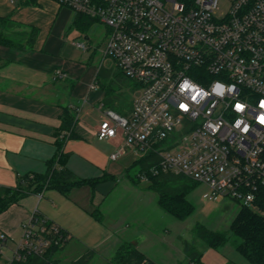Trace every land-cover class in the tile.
Returning <instances> with one entry per match:
<instances>
[{
  "label": "built area",
  "instance_id": "obj_1",
  "mask_svg": "<svg viewBox=\"0 0 264 264\" xmlns=\"http://www.w3.org/2000/svg\"><path fill=\"white\" fill-rule=\"evenodd\" d=\"M108 26L105 56L132 80L129 115L107 110L124 150L159 152L156 170L208 186L204 197L252 206L264 187V0H53ZM76 45L85 49V41ZM68 234L35 212L20 252L43 254Z\"/></svg>",
  "mask_w": 264,
  "mask_h": 264
},
{
  "label": "crops",
  "instance_id": "obj_2",
  "mask_svg": "<svg viewBox=\"0 0 264 264\" xmlns=\"http://www.w3.org/2000/svg\"><path fill=\"white\" fill-rule=\"evenodd\" d=\"M0 15L16 22L6 32L16 35L23 45L0 44V185H15L18 175L28 172L47 171V161L57 155L56 131L65 107L75 114L73 133L64 144V152L69 153L66 165L80 177L104 178L94 190L89 185L67 193L49 188L10 205L0 213V253L5 259L14 256L23 224L38 212L68 234L64 249L57 253L59 258L62 251L73 247L77 254L73 259L86 248L111 259L125 240V217L122 214L110 222L97 219L92 211L114 192L125 193V174L135 152L124 148L117 158H111L124 146L121 128L110 139L98 135L106 111L112 110L104 104L106 92L97 78L105 63L95 65L93 53L84 55L75 43L95 24L87 31L72 26L74 12L53 0H0ZM34 27L38 35L30 44L27 34ZM72 30L77 33L74 37ZM85 39H90L88 34ZM107 67L116 66L112 61ZM142 242L138 237L140 250ZM216 250L223 257L221 264H252L236 249Z\"/></svg>",
  "mask_w": 264,
  "mask_h": 264
},
{
  "label": "trees",
  "instance_id": "obj_3",
  "mask_svg": "<svg viewBox=\"0 0 264 264\" xmlns=\"http://www.w3.org/2000/svg\"><path fill=\"white\" fill-rule=\"evenodd\" d=\"M35 3L36 0H30ZM97 20L91 16L80 12H74L72 26L81 31H87ZM11 18L0 15V44L20 45V39L16 35L7 33L11 26L15 25ZM38 35V28L34 27L27 34V42L33 44ZM116 67L101 66L97 78L103 81L101 84L105 90L104 104L106 107L117 111L121 115H129L132 109L130 97L121 91L128 87L130 90L133 82L129 79L122 69ZM61 126L56 131L57 155L47 161V171L45 173L28 172L18 175L15 185H0V213L6 210L10 205L20 202L24 197L31 193H42L45 189L56 188L63 193H67L73 187L89 185L93 190L104 180L103 177L83 178L73 172L67 165L66 160L69 153L64 152V144L67 136L72 135L75 114L69 107L63 109L61 115ZM161 161L159 152H147L142 158L133 161L134 166L138 167L137 176L139 180L146 178L147 185L151 187L160 196L161 206L175 217L183 220L195 210L194 205L186 200L197 186L198 182L192 178L178 174L172 171L156 170ZM132 165L127 171H130ZM106 179V178H105ZM94 192V191H93ZM93 216L102 220L103 215L99 207L92 211ZM38 218L45 217L35 212ZM198 236L211 248L219 249L221 245L229 240L227 231H215L201 223L195 226ZM230 231L240 240L235 242L234 246L250 263L264 264V187L260 188L257 198L252 206L244 205L236 218L233 220ZM62 232L64 230L62 229ZM66 233V232H65ZM67 242L63 244H51L43 254L20 252L11 259H5L0 253V264H63L57 253L64 249ZM184 250L186 252L187 264H202L201 251L193 248L190 243L185 242ZM98 255L94 248H86L79 257L72 259L66 264H89L92 258ZM104 264H156L152 259L146 256L136 245L132 243H122L115 255L111 259H105Z\"/></svg>",
  "mask_w": 264,
  "mask_h": 264
},
{
  "label": "rangeland",
  "instance_id": "obj_4",
  "mask_svg": "<svg viewBox=\"0 0 264 264\" xmlns=\"http://www.w3.org/2000/svg\"><path fill=\"white\" fill-rule=\"evenodd\" d=\"M219 2L221 11H225L228 0H219ZM70 34L72 37L77 35L75 30H72ZM86 34L89 35V40L85 39ZM107 40L108 26L97 21L91 30L77 37L75 43L85 41L86 49L77 46L80 52L84 55L93 53L95 65L97 63L98 66L102 62L107 67L112 62L110 57L103 56ZM125 93L130 99L134 96L133 91L126 87ZM142 156L144 155L137 152L134 159L142 158ZM137 172L138 167L132 165L131 170L125 174V193L114 192L102 206H98L107 221L113 222L121 218L122 214L125 217V233L123 234L125 240L122 243H132L141 237L143 239L141 250L156 264H187L188 258L184 250L187 241L193 248L203 253L204 264H221L223 261L221 253L209 247L196 232V224L201 223L215 231H227L229 240L219 248L235 250L234 244L240 239L231 233L230 227L244 206L242 203L230 197L220 199L204 197V193L208 192V186L198 182L196 188L186 197V200L194 205L195 210L181 220L161 206L159 194L147 185L146 178L139 180ZM75 255L77 256L74 248L68 247L60 253V258L63 263H67L76 257ZM104 260L98 254L89 264H104Z\"/></svg>",
  "mask_w": 264,
  "mask_h": 264
},
{
  "label": "water",
  "instance_id": "obj_5",
  "mask_svg": "<svg viewBox=\"0 0 264 264\" xmlns=\"http://www.w3.org/2000/svg\"><path fill=\"white\" fill-rule=\"evenodd\" d=\"M132 244L136 245L137 244V241L132 242Z\"/></svg>",
  "mask_w": 264,
  "mask_h": 264
},
{
  "label": "clouds",
  "instance_id": "obj_6",
  "mask_svg": "<svg viewBox=\"0 0 264 264\" xmlns=\"http://www.w3.org/2000/svg\"><path fill=\"white\" fill-rule=\"evenodd\" d=\"M262 106H264V103H262Z\"/></svg>",
  "mask_w": 264,
  "mask_h": 264
}]
</instances>
